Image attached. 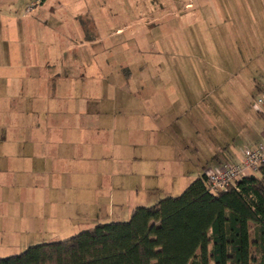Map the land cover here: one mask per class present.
I'll list each match as a JSON object with an SVG mask.
<instances>
[{
  "label": "crops",
  "instance_id": "obj_1",
  "mask_svg": "<svg viewBox=\"0 0 264 264\" xmlns=\"http://www.w3.org/2000/svg\"><path fill=\"white\" fill-rule=\"evenodd\" d=\"M87 1L0 0V257L127 220L264 137L262 49L212 62L199 91L180 28L143 37L141 16L117 26Z\"/></svg>",
  "mask_w": 264,
  "mask_h": 264
},
{
  "label": "trees",
  "instance_id": "obj_2",
  "mask_svg": "<svg viewBox=\"0 0 264 264\" xmlns=\"http://www.w3.org/2000/svg\"><path fill=\"white\" fill-rule=\"evenodd\" d=\"M0 264H264V163L217 193L204 173L127 220L29 246Z\"/></svg>",
  "mask_w": 264,
  "mask_h": 264
},
{
  "label": "rangeland",
  "instance_id": "obj_3",
  "mask_svg": "<svg viewBox=\"0 0 264 264\" xmlns=\"http://www.w3.org/2000/svg\"><path fill=\"white\" fill-rule=\"evenodd\" d=\"M23 3V0H19ZM73 2V0H65ZM88 2L87 0H85ZM100 19L104 17L115 18L117 26H122L127 21H135L138 16L143 19L142 30L136 32H150L157 36V24L165 23L166 30L180 28L181 48H188L195 51L193 71L188 65H181L182 79H194L197 83V90L203 91L204 82L208 81L210 64L224 65L226 68L236 66L232 59L233 51L249 50L252 46L255 49L264 51V0H96ZM147 1L154 6L149 7ZM190 2L191 9H185L184 4ZM89 17L92 14L91 8H87ZM171 15L157 21L161 15ZM97 13L94 12L96 19ZM98 17V16H97ZM139 18V17H138ZM93 19V18H92ZM155 19L154 23L151 20ZM190 20V21H189ZM228 20V21H227ZM158 22V23H157ZM102 24V23H101ZM108 24V22L106 23ZM105 24V25H106ZM104 25V28H105ZM145 37L144 35H142ZM167 44L168 40H164ZM152 44H150L151 47ZM206 50V51H205ZM210 53H208V51ZM186 58V57H185ZM243 59V56L240 57ZM245 58V57H244ZM262 59L264 56L261 57ZM172 62V57L165 55V60ZM246 60V59H245ZM163 69L165 64L162 65ZM166 78L170 77L171 71L164 70ZM173 74V73H172ZM256 73L255 78L261 76ZM214 81H217L213 73ZM173 78V76L171 75ZM206 79V80H205ZM213 83V81H211ZM202 83V87L201 86ZM213 85H215L213 83ZM199 94V93H198ZM182 191L176 193L179 195ZM24 250V249H23ZM19 252V251H18ZM16 254L7 251L0 258Z\"/></svg>",
  "mask_w": 264,
  "mask_h": 264
},
{
  "label": "built area",
  "instance_id": "obj_4",
  "mask_svg": "<svg viewBox=\"0 0 264 264\" xmlns=\"http://www.w3.org/2000/svg\"><path fill=\"white\" fill-rule=\"evenodd\" d=\"M33 4L28 6V11H32ZM264 100V93L258 99V103ZM264 163V137L254 148H246L243 158L239 163L222 164L209 168L205 174L212 193L226 190L234 182L245 176L258 171Z\"/></svg>",
  "mask_w": 264,
  "mask_h": 264
}]
</instances>
